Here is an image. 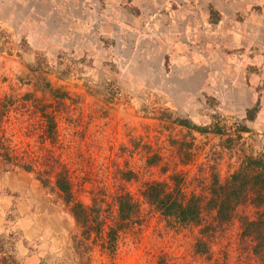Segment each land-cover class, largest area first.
I'll return each instance as SVG.
<instances>
[{"label": "rangeland", "instance_id": "1", "mask_svg": "<svg viewBox=\"0 0 264 264\" xmlns=\"http://www.w3.org/2000/svg\"><path fill=\"white\" fill-rule=\"evenodd\" d=\"M0 142V264H257L251 204L181 224L141 189L176 175L205 199L264 157V0H0ZM3 153L66 171L73 200Z\"/></svg>", "mask_w": 264, "mask_h": 264}, {"label": "trees", "instance_id": "2", "mask_svg": "<svg viewBox=\"0 0 264 264\" xmlns=\"http://www.w3.org/2000/svg\"><path fill=\"white\" fill-rule=\"evenodd\" d=\"M2 146L4 144L0 142V148ZM2 157L9 163L12 162L18 169L36 172L37 178L45 185L50 183L53 177V184L63 194L66 201L73 200L71 183L66 171L54 172L50 179H46L36 169V165H32L25 159L13 161V157L8 153H3ZM178 178L176 175H171L169 182L145 181L142 185L141 196L162 216L171 217L181 224H198L202 219L203 210H212L213 218L217 223L228 222L236 215L240 206L251 204L256 210V215L252 218L243 216L239 222L242 235L251 243V253L257 258V264H264V157H247L246 161L224 182H220L217 177L213 176L209 194L205 199L194 194L188 197ZM116 202L119 220H131L138 212V203L129 192L118 194ZM71 209L80 226L84 227L89 235L92 232L91 222L96 216L91 215L92 212L90 213L89 209L79 202H74ZM115 232H117L115 229L110 228L107 246L110 251L114 250ZM199 244L200 242L197 241L196 246L198 247Z\"/></svg>", "mask_w": 264, "mask_h": 264}]
</instances>
